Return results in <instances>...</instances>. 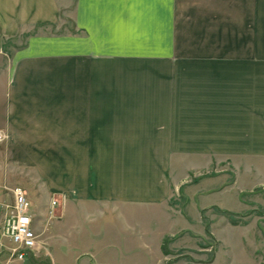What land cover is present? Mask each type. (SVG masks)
Instances as JSON below:
<instances>
[{
    "label": "crops",
    "instance_id": "1",
    "mask_svg": "<svg viewBox=\"0 0 264 264\" xmlns=\"http://www.w3.org/2000/svg\"><path fill=\"white\" fill-rule=\"evenodd\" d=\"M0 133L40 242L0 264H183L240 168L264 193V0H0ZM205 217L203 264L218 220L264 264V222Z\"/></svg>",
    "mask_w": 264,
    "mask_h": 264
},
{
    "label": "rangeland",
    "instance_id": "2",
    "mask_svg": "<svg viewBox=\"0 0 264 264\" xmlns=\"http://www.w3.org/2000/svg\"><path fill=\"white\" fill-rule=\"evenodd\" d=\"M1 146L2 143H0V151H1ZM18 152V151H16ZM7 151H5V157H7ZM227 166L225 164H218L216 167L212 168L213 172L216 171L218 174H223V169H225ZM241 171H238V176H239V183L238 186L234 188L233 191H229L228 193H219L214 197V200L212 202H220L221 204L224 205V208L230 210V211H235V212H240L244 211L247 206L244 204H240L239 201L242 199L249 203V207L247 208V212L244 211L243 213L238 214L237 216L233 217L234 220H238L240 222L245 221L246 219L253 220V221H259L264 222V193L261 192V189L257 188L254 191H252L250 194H242L241 198H238V190L240 188H248L251 186H256L259 181H257V176H250L243 168H240ZM230 176H232V173H230ZM229 176V178H230ZM225 181V180H224ZM217 181L214 180L212 182L216 183ZM218 184V182H217ZM10 188H14V186H18L17 183H14ZM2 193L0 194V201L6 200L8 195H10L9 189H3L1 191ZM28 198V197H27ZM250 212V213H249ZM219 216L216 211H209L207 214H204V216ZM198 213H195L192 211L191 217H192V226L191 229L195 231L196 233H203V226L198 220ZM225 217V216H224ZM228 219V218H227ZM222 220H218L215 224L216 230H218L221 235H222V242L223 245L220 247L219 250V258L217 260L216 264H226L230 261V259H238L243 257V255H246L244 253L245 251V246L242 244L241 241V234L240 232L242 231H237V230H226L225 228L221 227ZM240 224V223H239ZM217 231V232H218ZM196 246L194 245L195 243ZM185 239L183 241V244H185V247L191 246L190 250L188 249H179L178 254L182 255L179 257L181 262L183 264H198L200 262L206 263L208 260L212 258L213 253H215L216 250V244L211 238V236L208 235H203V236H195L194 240ZM225 244H228L227 246ZM209 246V247H208ZM207 247V248H206ZM190 255V256H189ZM192 257V258H190ZM193 261H198L197 263H194ZM231 262V261H230ZM241 262V260H240ZM6 263H13L11 262H6ZM169 264V263H168ZM238 264H241L238 262Z\"/></svg>",
    "mask_w": 264,
    "mask_h": 264
},
{
    "label": "built area",
    "instance_id": "3",
    "mask_svg": "<svg viewBox=\"0 0 264 264\" xmlns=\"http://www.w3.org/2000/svg\"><path fill=\"white\" fill-rule=\"evenodd\" d=\"M6 135L0 133V143ZM0 201V254L6 261L24 262L40 249L39 235L32 227V208L26 192L15 187ZM56 204V200L51 202Z\"/></svg>",
    "mask_w": 264,
    "mask_h": 264
},
{
    "label": "trees",
    "instance_id": "4",
    "mask_svg": "<svg viewBox=\"0 0 264 264\" xmlns=\"http://www.w3.org/2000/svg\"><path fill=\"white\" fill-rule=\"evenodd\" d=\"M214 211H216L218 214L220 215H223L225 216L226 218H228V220L230 221L231 224L233 225H237L239 223H242L238 220H234L233 217L237 216L238 214H235V213H231V212H228V211H224V210H219L217 208H214L213 209ZM250 213V212H249ZM202 219H203V222H204V228H205V233L206 235L210 236V230H209V221L207 220V218L204 216V212H202ZM239 216V215H238ZM168 242V239H165L164 240V243H163V252L164 253H168V251L166 250V243Z\"/></svg>",
    "mask_w": 264,
    "mask_h": 264
}]
</instances>
